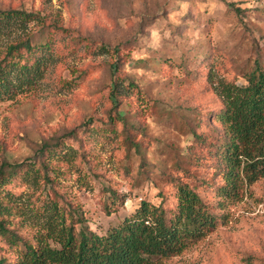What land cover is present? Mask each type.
<instances>
[{
  "label": "rangeland",
  "instance_id": "obj_1",
  "mask_svg": "<svg viewBox=\"0 0 264 264\" xmlns=\"http://www.w3.org/2000/svg\"><path fill=\"white\" fill-rule=\"evenodd\" d=\"M0 9L37 16L0 35V61L29 33L53 54L42 77L24 89L14 80L13 97L0 99V169L23 168L0 196L20 237L35 226L41 192L67 206L55 195L67 190L105 234L142 200L174 215L177 184H187L217 222L161 264H264V178L222 195L230 185L213 120L220 83L246 85L257 60L264 69V0H0ZM44 143L53 148L42 156ZM32 159H51L41 172L61 170L62 187L26 180ZM3 244L0 258L13 259Z\"/></svg>",
  "mask_w": 264,
  "mask_h": 264
},
{
  "label": "trees",
  "instance_id": "obj_2",
  "mask_svg": "<svg viewBox=\"0 0 264 264\" xmlns=\"http://www.w3.org/2000/svg\"><path fill=\"white\" fill-rule=\"evenodd\" d=\"M36 18L32 12L0 9V35ZM50 50L49 39L34 40L30 33L10 44L0 61V99L13 97L6 93L14 80L18 81V89H24L42 77L43 69L53 61ZM246 80V85L224 81L217 87L223 106L213 120L222 129L220 155L226 166L227 184L232 186L222 188L225 196H230L239 183L252 185L264 178V69L260 61H256ZM113 94L117 100L118 95ZM52 146L44 143L39 152L44 156ZM37 163L36 159L27 163L26 180L34 174L32 181L39 187L44 184L62 187L58 180L61 170L53 175L41 172L43 163L49 169L51 159L41 161L39 167ZM4 166L0 169V192L4 184L22 177L23 171L20 164L9 165V171L3 170ZM177 194L178 209L174 215L162 203L142 200L131 217L99 234L86 224L81 206L73 204L67 190L55 193L57 198L67 196V206L60 200L44 197L41 192L33 205L36 223L34 228L25 229L26 238L14 229L21 226L15 225L10 216L11 202L0 196V247H5L4 241L14 247L11 251L14 258L5 254L0 264H161L183 254L189 241L205 237L217 222L210 205L196 190L187 184H177ZM112 197L115 203L116 192ZM254 258L249 256L246 260L250 264Z\"/></svg>",
  "mask_w": 264,
  "mask_h": 264
}]
</instances>
